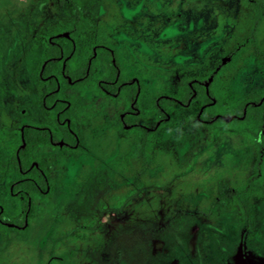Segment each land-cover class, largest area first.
Instances as JSON below:
<instances>
[{
    "label": "rangeland",
    "instance_id": "1",
    "mask_svg": "<svg viewBox=\"0 0 264 264\" xmlns=\"http://www.w3.org/2000/svg\"><path fill=\"white\" fill-rule=\"evenodd\" d=\"M263 0H93L96 27L138 75L142 106L172 91L183 72L203 75L224 64L245 38L252 4ZM68 19L53 0H0V122L48 124L34 79L40 37ZM264 50V22L257 33ZM264 83L249 55L230 76V91ZM77 148L48 149L53 185L18 232L0 233V264H264L261 226L246 238L219 195L251 172L253 149L238 136L204 127L167 125L156 133L144 173L138 139L117 123L122 103L85 93ZM185 113L175 115L180 119ZM0 202L19 213L6 184ZM65 259V260H64ZM64 260V261H63ZM58 264V263H56Z\"/></svg>",
    "mask_w": 264,
    "mask_h": 264
},
{
    "label": "trees",
    "instance_id": "2",
    "mask_svg": "<svg viewBox=\"0 0 264 264\" xmlns=\"http://www.w3.org/2000/svg\"><path fill=\"white\" fill-rule=\"evenodd\" d=\"M53 1L57 9L67 11L68 19L40 37L42 55L36 83L45 105H53L49 111L42 107L43 110L53 115L58 113V121L67 119L68 125L57 123L59 134L50 127L27 126L21 137L16 128L0 124V183L13 185L21 209L16 216L3 209L0 232L16 231V227H7L2 222L21 227L26 210L29 208L26 218L30 219L36 201L49 195L53 185L52 155L46 150L59 140L64 142L62 151L72 150L84 109L80 96L86 92L102 94V89H106L116 93L115 98H110L124 103L127 113L123 122L131 126L128 132L138 139L142 173L151 164L156 133L178 122L182 126L207 128L212 135L241 137L252 147L250 174L219 195L226 209L235 212L246 230V238L251 240L261 226L260 207H264V83L246 94L233 93L229 86L239 61L249 55L261 67L264 79V50L257 39L264 22V0L252 4L246 36L229 54L226 63L203 75L183 72L173 90L156 96L147 108L141 106L139 77H125L121 55L105 38H100L103 29L96 27L87 13L93 0ZM181 111L185 113L176 119L175 115ZM16 132L19 136L12 139ZM0 206L3 207L1 202ZM57 260L51 258L47 264H63Z\"/></svg>",
    "mask_w": 264,
    "mask_h": 264
},
{
    "label": "flooded vegetation",
    "instance_id": "3",
    "mask_svg": "<svg viewBox=\"0 0 264 264\" xmlns=\"http://www.w3.org/2000/svg\"><path fill=\"white\" fill-rule=\"evenodd\" d=\"M57 36H60V35H57ZM43 67V66H42ZM39 75H41L40 73H39ZM36 76L37 75H35V81H34V83H35V87H37V83H36ZM134 76H137V77H139V79H140V81H141V77L140 76H138L137 74L136 75H133V76H126L125 75V77H127V78H133ZM135 81H136V78L134 79ZM142 84V83H141ZM142 88H143V86H142ZM39 89V88H38ZM103 90V93L102 94H100V93H97V94H99V95H102V96H105V97H108V98H110V97H113V98H115L116 97V93H112V92H110V91H108V90H106V89H102ZM142 91V90H141ZM39 92L41 93V89H39ZM40 93H39V105H40V109H41V112L42 113H44L45 115H47L48 117H50L52 120H53V126H51V125H48V124H39V125H35V124H30V123H25V124H23V125H21V127H15V126H12V125H10V126H6V125H4V126H6V127H14V128H16L17 130H18V132H20V136L22 137V131H23V128L24 127H27V126H33V127H41V128H48V127H50L55 133H57V134H59V129H58V125H57V123H59V124H63L64 122L68 125V120L67 119H64L63 121H58V113L56 114V115H53L52 113H50V112H46V111H49L52 107H53V105H51V106H46L45 105V103H44V98H40ZM85 94V93H84ZM91 94V93H90ZM141 94L143 95V92H141ZM77 95L78 96H80V94L79 93H77ZM142 95H141V106H142ZM83 95H81L80 97H82ZM110 99H112V98H110ZM82 100V99H81ZM113 101H115V102H120V103H122L123 104V106H124V103H123V101L122 100H114V99H112ZM84 104V103H83ZM84 106V109H83V112L81 113V118H82V120L79 122V127H78V133L77 134H74V136H75V138H76V144H75V146H72V150H70L69 152H72V151H74L76 148H77V144H78V142H79V133H80V130H81V128H82V126H83V124H84V121H85V114H86V112H85V110H86V105L84 104L83 105ZM42 107H44L45 109H46V111L45 110H43V108ZM132 107V106H131ZM143 107V106H142ZM144 108V107H143ZM127 113V111H124V107L122 108V110H121V112L119 113V115H118V117H116V123L124 130V131H126L127 133H129L128 131H129V129L131 128V126L130 125H127V124H125L124 122H123V118H124V116H125V114ZM0 124L1 125H3L1 122H0ZM18 132H16L15 134H14V136L12 137V139H16L18 136H19V134H18ZM131 134V133H130ZM234 136V135H233ZM63 144H64V142H63V140H59V141H57V142H55V143H53V147L52 148H56V147H58L59 149H61L62 148V146H63ZM249 146V145H248ZM251 147V146H250ZM52 148H49V149H52ZM252 148V147H251ZM62 150V149H61ZM47 152H49L48 151V149L46 150ZM50 153V152H49ZM51 154V153H50ZM52 155V154H51ZM52 157V159L51 160H53L54 159V157H53V155L51 156ZM51 176H52V174H51ZM1 184V183H0ZM3 184H6V183H3ZM7 185V184H6ZM8 187H9V191L14 195V199H15V196H16V193H14L13 191H12V184H10V185H7ZM50 190H51V188H49ZM46 191H48V188H47V190ZM46 193V192H45ZM16 200V199H15ZM17 201V200H16ZM18 202V201H17ZM37 202V201H36ZM2 203V202H1ZM3 204V203H2ZM18 204H19V202H18ZM35 205H36V203H35ZM35 208V207H34ZM3 209H5V206H4V204H3V207H1L0 206V213L3 211ZM29 209V208H28ZM28 209L26 210V212H25V217H24V223H23V225L21 226V227H19V226H15V225H12V224H9V223H4V222H2V224L3 225H5V226H7V227H16L17 228V230L16 231H14V232H18V231H20L21 229H23V227L27 224V222L30 220V219H27L26 218V214H27V212H28ZM6 210V209H5ZM7 212V211H6ZM20 212H21V209H20V205H19V213H17V214H15V215H11V214H9L8 212V214L9 215H11V216H16V215H18V214H20ZM244 228V227H243ZM0 233H4V231L3 232H0ZM6 233V232H5ZM51 259V258H50ZM49 262V261H48ZM47 262V263H48ZM46 263V264H47Z\"/></svg>",
    "mask_w": 264,
    "mask_h": 264
}]
</instances>
